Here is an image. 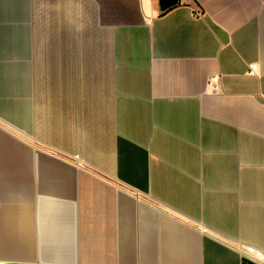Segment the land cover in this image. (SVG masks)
<instances>
[{"label":"crops","instance_id":"obj_1","mask_svg":"<svg viewBox=\"0 0 264 264\" xmlns=\"http://www.w3.org/2000/svg\"><path fill=\"white\" fill-rule=\"evenodd\" d=\"M164 10L0 0V264H264V0Z\"/></svg>","mask_w":264,"mask_h":264},{"label":"water","instance_id":"obj_2","mask_svg":"<svg viewBox=\"0 0 264 264\" xmlns=\"http://www.w3.org/2000/svg\"><path fill=\"white\" fill-rule=\"evenodd\" d=\"M178 3V0H159V4L163 9H169L175 6Z\"/></svg>","mask_w":264,"mask_h":264},{"label":"built area","instance_id":"obj_3","mask_svg":"<svg viewBox=\"0 0 264 264\" xmlns=\"http://www.w3.org/2000/svg\"><path fill=\"white\" fill-rule=\"evenodd\" d=\"M250 71H251V73H254L256 71V66L255 65H251L250 66ZM253 254H254V257L256 259H259V260L264 259V255L262 253L258 252V251H255Z\"/></svg>","mask_w":264,"mask_h":264},{"label":"trees","instance_id":"obj_4","mask_svg":"<svg viewBox=\"0 0 264 264\" xmlns=\"http://www.w3.org/2000/svg\"><path fill=\"white\" fill-rule=\"evenodd\" d=\"M167 10H168V9L164 10V12L167 11Z\"/></svg>","mask_w":264,"mask_h":264}]
</instances>
